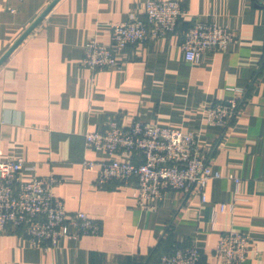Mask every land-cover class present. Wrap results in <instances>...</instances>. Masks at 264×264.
<instances>
[{
	"label": "crops",
	"instance_id": "0c3cea01",
	"mask_svg": "<svg viewBox=\"0 0 264 264\" xmlns=\"http://www.w3.org/2000/svg\"><path fill=\"white\" fill-rule=\"evenodd\" d=\"M51 1L0 0V57ZM145 1L58 0L0 64V160L22 159V181L60 177L53 193L67 211L101 224L97 234L48 248L7 229L0 264H157L190 242L201 264H221L214 247L231 229L249 238L244 264H264V0H178L184 14L175 32L118 50L119 69L84 67V44H109V24L143 15ZM195 21L227 28L233 41L187 62L181 33ZM229 99L241 105L235 119L208 123V108ZM110 118L197 132L220 174L206 201L173 191L150 209L139 205L135 182L96 186V171L81 163L106 156L86 148L84 135ZM223 203L232 209L222 211Z\"/></svg>",
	"mask_w": 264,
	"mask_h": 264
},
{
	"label": "built area",
	"instance_id": "2783aa9c",
	"mask_svg": "<svg viewBox=\"0 0 264 264\" xmlns=\"http://www.w3.org/2000/svg\"><path fill=\"white\" fill-rule=\"evenodd\" d=\"M183 14L178 0H146L143 15L131 12L124 21L109 24V44L86 42L81 64L94 71L119 69L118 50L175 32ZM231 41L233 35L227 28L195 21L181 33L180 48L187 62L196 63L201 53L224 50ZM240 106L237 99L215 103L208 108L207 121L227 127ZM84 140L86 148L106 156L81 163L83 169L96 171L95 185L103 187L115 181L119 186H129L135 182V197L143 208L153 209L173 191L197 195L204 202L209 180L220 177L211 165V153H202L197 132L137 119L125 124L110 118L102 130L86 132ZM24 167L22 159L0 160V234L20 229L30 246L48 248L65 237L100 232L99 221L82 211H67L63 200L53 193V186L62 181L60 177L33 176L22 181L19 175ZM220 209L231 210L232 205L223 203ZM248 244L246 234L231 229L219 236L214 254L221 264H244ZM200 259V249L190 242L173 246L157 264H201Z\"/></svg>",
	"mask_w": 264,
	"mask_h": 264
},
{
	"label": "water",
	"instance_id": "95a60500",
	"mask_svg": "<svg viewBox=\"0 0 264 264\" xmlns=\"http://www.w3.org/2000/svg\"><path fill=\"white\" fill-rule=\"evenodd\" d=\"M58 0H52L49 5L32 21V23L23 31V33L14 41V43L0 57V64L9 56V54L23 41V39L38 25L49 10Z\"/></svg>",
	"mask_w": 264,
	"mask_h": 264
}]
</instances>
